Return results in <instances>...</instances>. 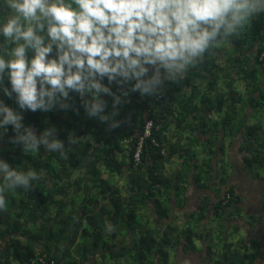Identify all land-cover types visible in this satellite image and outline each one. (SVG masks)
Returning <instances> with one entry per match:
<instances>
[{
	"label": "trees",
	"instance_id": "trees-1",
	"mask_svg": "<svg viewBox=\"0 0 264 264\" xmlns=\"http://www.w3.org/2000/svg\"><path fill=\"white\" fill-rule=\"evenodd\" d=\"M192 68L178 83L166 84L160 96L141 98L131 93L115 117L121 123L113 129L87 117L78 97V114L72 110L25 112L24 123L37 134L56 126L58 138L71 147L65 159L45 152L42 146L40 152L24 154L21 146L9 142L14 135L9 127L0 140V157L18 171H35L38 179L29 191L5 193L0 264H175L174 249L196 251V240L206 236L214 240L208 246L209 264H220L224 258L229 264H252L260 256L258 250L244 248L241 240L231 242L222 232L218 241L225 242L226 251L217 253L212 227L207 229L203 222L205 201L189 215L185 226L162 222L169 219L173 198L182 199L185 185L179 182L184 183L185 172L169 174L160 168L175 151L172 144L165 145L164 126L170 116L192 132L214 134L219 126L242 131L246 141L242 149L249 153L247 166L264 165V122H247L249 108L264 114V13L251 17L236 35L219 41ZM111 87L117 91L115 84ZM0 98L16 107L13 100ZM105 99L106 111H111V98ZM214 111L221 114L220 120L206 114ZM148 118L155 126L145 139L142 163L136 167L133 154ZM70 133L80 138L78 144L68 145ZM216 138L202 145L209 156L207 169L201 170L206 174L211 171L210 158L223 150ZM186 139L181 148L184 163L187 168H199L193 150L199 140L191 135ZM228 193L230 199L224 203L221 198L215 207L214 218L220 225L231 214L227 208L236 198Z\"/></svg>",
	"mask_w": 264,
	"mask_h": 264
},
{
	"label": "clouds",
	"instance_id": "clouds-1",
	"mask_svg": "<svg viewBox=\"0 0 264 264\" xmlns=\"http://www.w3.org/2000/svg\"><path fill=\"white\" fill-rule=\"evenodd\" d=\"M261 13L264 0H0V97L16 105L0 98V140L11 127L9 142L24 154L42 146L65 159L71 147L56 126L37 134L25 112L78 114V97L87 117L119 127L126 97L160 96ZM79 140L67 137L69 146ZM37 179L0 157V211L5 193L29 191Z\"/></svg>",
	"mask_w": 264,
	"mask_h": 264
},
{
	"label": "crops",
	"instance_id": "crops-1",
	"mask_svg": "<svg viewBox=\"0 0 264 264\" xmlns=\"http://www.w3.org/2000/svg\"><path fill=\"white\" fill-rule=\"evenodd\" d=\"M249 110L247 122H264V114L257 113L256 109L253 108H249ZM206 114L214 119L220 120L221 118V114L216 111ZM189 118L191 120V116ZM168 120L169 122L164 126L166 127L164 132L167 135L165 145L168 147L172 144L175 151L172 155L167 156L168 159L162 163L160 169L163 173L169 174L185 172L184 183L181 180L179 182L181 185H185V190L181 195L182 199L173 198L169 219L165 218L162 222L165 224L172 223L174 226H185L190 219L189 215L199 210V206L205 201L206 216L203 222L207 229L212 227L216 252L224 253L226 251L224 249L225 242L218 241L217 235L222 232V236H227L229 241L241 240L244 248L249 247L248 249L251 251L258 250L260 256L252 264H264V165L258 168L247 166L245 158L249 153L242 149L243 145L246 144L243 139V132H235L233 127L228 126L223 128L219 126L214 134L211 132L203 133L200 130L192 132L186 124H178L173 116H170ZM187 135L199 140V145L193 146V150L197 151L196 158L199 168H195V166L187 168L184 163L182 155L184 151L181 148L187 143ZM212 136H217L216 145L222 146L223 150H218L217 154L210 158L211 171L206 174L201 170L207 169L208 165L205 162L209 156L207 152L203 151L202 145ZM198 150L202 153L199 154ZM165 151L170 152L168 148ZM141 183L146 185L145 179ZM228 191L236 197L227 208V213L230 212L233 215L229 214L227 219L222 222L223 225H220L216 216L214 218V211L221 198ZM152 216L155 217V215ZM206 237L207 239L198 241L200 243L197 242L199 249L196 251L185 253L181 247L174 249L175 264H197L193 260L197 254L200 257L199 264H209L208 246L214 240L209 236ZM178 253L182 254V259L177 260ZM220 264L229 263L224 258Z\"/></svg>",
	"mask_w": 264,
	"mask_h": 264
},
{
	"label": "built area",
	"instance_id": "built-area-1",
	"mask_svg": "<svg viewBox=\"0 0 264 264\" xmlns=\"http://www.w3.org/2000/svg\"><path fill=\"white\" fill-rule=\"evenodd\" d=\"M154 126L155 125L153 119L148 118L145 122L144 128L142 129V133L139 135V139L133 154V162L136 167L142 163L141 155L143 151L144 142L146 138L151 137L152 129ZM153 141L156 142L155 139H153ZM230 197L231 196L228 192L225 193L223 197V199L225 200L224 203L227 202Z\"/></svg>",
	"mask_w": 264,
	"mask_h": 264
},
{
	"label": "rangeland",
	"instance_id": "rangeland-1",
	"mask_svg": "<svg viewBox=\"0 0 264 264\" xmlns=\"http://www.w3.org/2000/svg\"><path fill=\"white\" fill-rule=\"evenodd\" d=\"M191 69H195V68H190V69L188 70V72H190ZM198 152H200L199 154L202 153V152L199 151V150H198ZM79 154H80V153H78L77 156H80ZM88 158H89V157L87 156V157H86V160H87ZM259 167H260V166H259ZM76 173H77V171H76V168H75V169L73 170L72 177H73L74 174H76ZM196 243H197V240H196ZM198 243H200V242H198ZM199 245H200V244H199ZM176 257H177V260L182 259V254L178 253ZM193 260H195L196 263L199 264V260H200L199 254L195 255L194 258H193Z\"/></svg>",
	"mask_w": 264,
	"mask_h": 264
}]
</instances>
